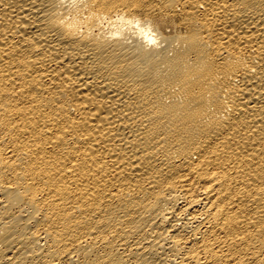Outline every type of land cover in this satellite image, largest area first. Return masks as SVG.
Returning a JSON list of instances; mask_svg holds the SVG:
<instances>
[{"label": "bare ground", "instance_id": "obj_1", "mask_svg": "<svg viewBox=\"0 0 264 264\" xmlns=\"http://www.w3.org/2000/svg\"><path fill=\"white\" fill-rule=\"evenodd\" d=\"M0 264H264V0H0Z\"/></svg>", "mask_w": 264, "mask_h": 264}]
</instances>
